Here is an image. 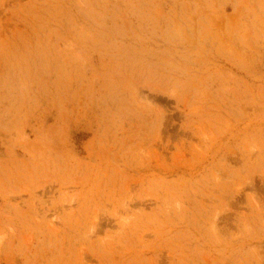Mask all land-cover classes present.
Listing matches in <instances>:
<instances>
[{
  "label": "rangeland",
  "instance_id": "rangeland-1",
  "mask_svg": "<svg viewBox=\"0 0 264 264\" xmlns=\"http://www.w3.org/2000/svg\"><path fill=\"white\" fill-rule=\"evenodd\" d=\"M0 264H264V0H0Z\"/></svg>",
  "mask_w": 264,
  "mask_h": 264
}]
</instances>
